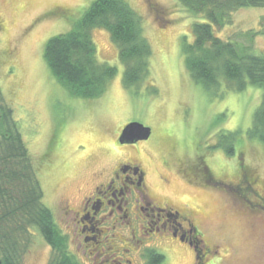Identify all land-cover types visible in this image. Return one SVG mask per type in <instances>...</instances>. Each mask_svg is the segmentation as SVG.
Instances as JSON below:
<instances>
[{"label": "rangeland", "instance_id": "rangeland-1", "mask_svg": "<svg viewBox=\"0 0 264 264\" xmlns=\"http://www.w3.org/2000/svg\"><path fill=\"white\" fill-rule=\"evenodd\" d=\"M92 1L0 0L1 91L35 163L44 204L66 234L70 253L81 264L98 263L78 249L68 210L77 211L81 199L119 160L133 157L142 161L150 188L160 199L201 214L209 241L219 244L215 264H264V145L245 134L264 89L221 88L218 95L204 90L188 74L181 50L183 36L192 41L197 18L178 0H124L141 18L150 43L149 75L138 93L126 89L116 46L107 31L93 29L97 60L117 72L99 98L72 97L51 75L43 50L49 38L70 30ZM260 24L264 26V8L245 7L215 34L249 44L242 34ZM252 46L264 52V36H253ZM148 85L155 87L153 94ZM129 122L150 127L148 142L117 145L119 131ZM239 130L234 154L215 147L220 132ZM200 160L211 171V185L205 188L181 171ZM32 233L20 263L48 264L51 248ZM173 245H158L165 256L162 264H189L190 252ZM110 253L125 256L122 250ZM126 258L146 264L139 254Z\"/></svg>", "mask_w": 264, "mask_h": 264}, {"label": "trees", "instance_id": "trees-1", "mask_svg": "<svg viewBox=\"0 0 264 264\" xmlns=\"http://www.w3.org/2000/svg\"><path fill=\"white\" fill-rule=\"evenodd\" d=\"M195 19L192 41L182 38L181 50L191 79L204 90L218 95L219 90L242 92L248 86L264 89V52H255L252 38L264 36V26L244 32L249 44L223 39L216 29L229 25L235 11L263 7L264 0H178ZM163 18V17H162ZM163 21V20H162ZM161 21V22H162ZM108 32L123 65L122 84L134 93L140 91L150 73L151 46L143 33L142 20L124 0H93L67 32L49 38L43 58L51 75L68 92L80 99L103 95L116 75V68L96 58L93 29ZM149 93L155 87L149 86ZM239 131L220 132L215 147L234 154ZM249 139L264 145V90L261 101L246 129ZM44 192L32 156L22 138L13 108L0 87V262L21 264V255L35 231L51 248L48 264H81L68 249V240L58 227L51 209L44 204ZM147 264H162L164 256L147 252Z\"/></svg>", "mask_w": 264, "mask_h": 264}, {"label": "flooded vegetation", "instance_id": "flooded-vegetation-1", "mask_svg": "<svg viewBox=\"0 0 264 264\" xmlns=\"http://www.w3.org/2000/svg\"><path fill=\"white\" fill-rule=\"evenodd\" d=\"M121 130L116 137L119 147L144 144L151 136L135 143H119ZM181 171L201 187L211 185V171L204 160L187 164ZM250 182L251 186L254 180ZM164 199L152 192L139 158L119 160L81 199L77 211L68 210L78 249L93 255L94 260L98 258L96 264H132L126 258L131 253L139 254L147 264V252L155 250L164 256L158 245L170 241L175 248L190 252L189 264H215L220 259L219 244L209 241L201 214ZM121 250L124 257L110 253Z\"/></svg>", "mask_w": 264, "mask_h": 264}, {"label": "water", "instance_id": "water-1", "mask_svg": "<svg viewBox=\"0 0 264 264\" xmlns=\"http://www.w3.org/2000/svg\"><path fill=\"white\" fill-rule=\"evenodd\" d=\"M151 134V129L138 122H129L121 130L119 143H135L147 140ZM1 264V262H0Z\"/></svg>", "mask_w": 264, "mask_h": 264}]
</instances>
